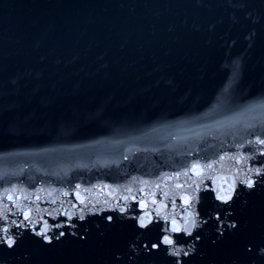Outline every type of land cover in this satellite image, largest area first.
<instances>
[{
  "label": "water",
  "instance_id": "water-1",
  "mask_svg": "<svg viewBox=\"0 0 264 264\" xmlns=\"http://www.w3.org/2000/svg\"><path fill=\"white\" fill-rule=\"evenodd\" d=\"M257 137L264 0H0V264H264Z\"/></svg>",
  "mask_w": 264,
  "mask_h": 264
},
{
  "label": "snow or ice",
  "instance_id": "snow-or-ice-1",
  "mask_svg": "<svg viewBox=\"0 0 264 264\" xmlns=\"http://www.w3.org/2000/svg\"><path fill=\"white\" fill-rule=\"evenodd\" d=\"M249 143H252V142L249 141ZM255 143H258V144H260V145H264V139H261V138L257 137ZM208 167H211V165H208ZM254 171H255V173H256L257 175H259V174H261L262 172H264V169L257 168V169H255ZM253 184H254V181H253L251 178H249V179L247 180V185H248V187H252ZM217 198H218V199H221L222 201H225V202H226L227 199H230L231 197H230V196H224V195H219V194H218V197H217ZM120 211L123 212L124 209L121 208ZM80 218L83 219V216H81ZM24 219H25V220H28V219H29V215H28V214H25V215H24ZM107 219L111 220L112 217H108ZM139 223H140V227H147V224L145 223V217H140V218H139ZM21 224H23V222H21ZM185 224H186V226H187V230H188L189 234H191V226H193V225L195 224V221L193 220L191 225H189V223H188L187 221L185 222ZM232 227H235V225L233 224ZM48 230H49V229H48L47 225L45 224V226L42 227L41 230H40L39 232H37L36 234H37V235H41V236L43 237L44 240L50 242L51 237H49V236L46 234ZM172 231H180V229H179V228H173ZM3 232H4L5 234H7L8 229H7V228H4V229H3ZM60 235H63V233H60ZM58 238H59V237H57V239H58ZM2 239H3V237H0V240H2ZM5 242H6V244H7L8 247H12V246H14V244L16 243V240L13 238V236L8 235V236H7V239H6ZM163 243L168 244V245H173V244H174V241H173L169 236H165L164 239H163ZM152 247H153V248H156V247H159V245L154 244V245H152ZM173 254H174V255H179V251L174 249V250H173ZM184 254L187 255L186 252H185Z\"/></svg>",
  "mask_w": 264,
  "mask_h": 264
}]
</instances>
